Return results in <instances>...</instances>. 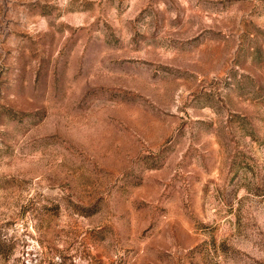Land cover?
Here are the masks:
<instances>
[{
	"label": "rangeland",
	"instance_id": "374dc122",
	"mask_svg": "<svg viewBox=\"0 0 264 264\" xmlns=\"http://www.w3.org/2000/svg\"><path fill=\"white\" fill-rule=\"evenodd\" d=\"M0 264H264V0H0Z\"/></svg>",
	"mask_w": 264,
	"mask_h": 264
}]
</instances>
